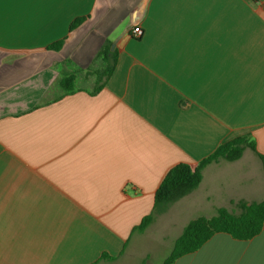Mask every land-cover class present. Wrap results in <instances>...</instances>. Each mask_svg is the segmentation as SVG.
<instances>
[{
    "label": "crops",
    "instance_id": "crops-1",
    "mask_svg": "<svg viewBox=\"0 0 264 264\" xmlns=\"http://www.w3.org/2000/svg\"><path fill=\"white\" fill-rule=\"evenodd\" d=\"M106 40L118 61L93 94ZM243 134L264 155V0H0V264H153L192 219L264 200L248 147L136 229L170 168ZM173 264H264V226Z\"/></svg>",
    "mask_w": 264,
    "mask_h": 264
},
{
    "label": "trees",
    "instance_id": "trees-1",
    "mask_svg": "<svg viewBox=\"0 0 264 264\" xmlns=\"http://www.w3.org/2000/svg\"><path fill=\"white\" fill-rule=\"evenodd\" d=\"M88 16L82 15L75 18L70 31H73L86 21ZM66 38L59 39L48 45V49L60 50ZM112 42L106 40L98 57L102 58L104 67L98 72V82L91 93L100 92L112 75L117 61V51L111 50ZM63 94L76 91V74L64 73L60 79ZM251 148L261 157L264 163V155L257 151L256 142L250 134L239 135L217 147V149L203 158L193 168L187 162H180L168 170L155 194V204L151 213L146 215L136 227L144 231L158 214L166 212L171 204L195 190L202 181V172L205 166L222 158L234 161L242 157L246 148ZM242 211L233 213L226 208H220L211 218L197 217L189 221L182 234L175 240L174 247L164 264H173L179 257L199 249L209 238L217 232H226L238 239H250L259 234L264 226V200L259 202H240Z\"/></svg>",
    "mask_w": 264,
    "mask_h": 264
},
{
    "label": "rangeland",
    "instance_id": "rangeland-1",
    "mask_svg": "<svg viewBox=\"0 0 264 264\" xmlns=\"http://www.w3.org/2000/svg\"><path fill=\"white\" fill-rule=\"evenodd\" d=\"M169 249V248H167ZM171 253L170 250H162L160 252L157 253V257L155 258V260L153 261V264H164L165 259L169 256V254Z\"/></svg>",
    "mask_w": 264,
    "mask_h": 264
},
{
    "label": "built area",
    "instance_id": "built-area-1",
    "mask_svg": "<svg viewBox=\"0 0 264 264\" xmlns=\"http://www.w3.org/2000/svg\"><path fill=\"white\" fill-rule=\"evenodd\" d=\"M132 36L135 38H139L142 36L143 34V29L140 25H136L134 26V28L132 29Z\"/></svg>",
    "mask_w": 264,
    "mask_h": 264
}]
</instances>
